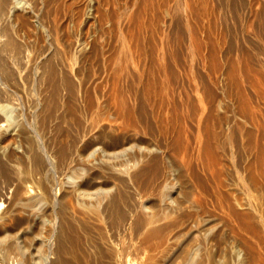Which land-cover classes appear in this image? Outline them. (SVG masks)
<instances>
[{
  "label": "bare ground",
  "instance_id": "1",
  "mask_svg": "<svg viewBox=\"0 0 264 264\" xmlns=\"http://www.w3.org/2000/svg\"><path fill=\"white\" fill-rule=\"evenodd\" d=\"M39 1L43 10L46 2ZM39 1L0 0V264H120L126 253L117 249L121 234L135 242L130 248L139 253L132 260L136 264H217L218 255L226 262L231 253L223 246L224 257L220 249L229 235L237 245L231 246L236 248L231 258L264 264V57L255 61L247 33L264 40V0H227L247 30L243 72L252 93L238 87L237 95L232 88L233 96L214 98L212 86L201 84L205 101L181 92L168 97V90L150 97L157 80L141 77L152 73L153 64L178 80L166 63V54L177 56L171 45L167 49L158 40L157 63L147 59L154 52L150 44L146 50L148 39L146 49L137 47L136 34L132 49H106L116 36L105 42L106 50L95 46V35L71 41L68 33H58L62 18L57 25L55 9L53 15L46 9L49 24L42 23L35 12ZM196 1L181 0L175 13L199 16ZM78 2L76 17L84 23L102 5L101 0ZM137 16H127L135 21L133 29ZM19 31L28 37L35 33L36 45L30 46L34 35L24 44ZM214 55L209 52L208 61L217 59ZM235 68L231 64L222 73L236 85ZM155 105L163 113L156 109L160 116L154 125Z\"/></svg>",
  "mask_w": 264,
  "mask_h": 264
},
{
  "label": "rangeland",
  "instance_id": "2",
  "mask_svg": "<svg viewBox=\"0 0 264 264\" xmlns=\"http://www.w3.org/2000/svg\"><path fill=\"white\" fill-rule=\"evenodd\" d=\"M39 1V0H38ZM43 1V3H45L44 4V9L42 10V9H40V10H42V11H40L39 10V8H40V1L39 2H37V5H36V8H35V12H37L38 13V15H39V17H40V20H41V17H42V21H40V22H42L43 24H44V22H46V17L44 18L43 17V15H44V13L46 14V9L48 8V9H50L51 10V15H53L55 12L54 11H56V13L54 14V15H58V17H55L54 15H53V17H54V20H55V22H56V24L58 25L59 23L57 22V21H60L59 19H63V21H62V19H61V23L58 25V33L60 32L61 34H62V32H64L63 34L64 35H66V33H68L67 35H66V37L68 38V35H69V38L68 39H70L71 41H73V40H77L76 38H81V37H84V35H85V37L87 36V35H89V36H87V38H89V37H91L92 35L94 36V41H93V43L95 44V46H97L96 44H100L101 45V47H103V49H105L112 41H110V40H113L114 38H115V36H116V39H114L113 40V42L112 43H114V45L113 44H110L106 49H108V50H113V47L115 48L116 47V49H117V47L118 46H120V48H127V49H130L131 47L133 48V47H135V45H136V43H137V38L136 37H138V44H137V47L138 46H143V48L144 49H146L145 48V46H146V44H147V49L146 50H149L150 49V45H151V49H152V51H156L155 49V47H158L157 48V50H159V49H161L160 48V45L158 44L159 43V41L158 40H162V43L160 42V44H161V46H163V47H165V48H169V46L171 47V49H175L174 51L176 52V50H178L177 51V56L175 57L174 56V59H173V56H170L171 54H169V56H167L168 54H166V60H167V62L165 61V59H164V61L170 66V65H172L173 67L172 68H174V70L176 69V74H177V76H178V80H176L175 82L173 81H171V79H170V77L168 76H166V75H163V71H160L161 70V68L158 66V64L156 65V63L155 64H153V65H155L154 67L155 68H157V66H158V68H160L159 69V71H158V68H157V70L155 69V68H152L151 66H149V68L151 67L152 68V73H149L148 71L150 70L149 68V70L147 71V70H145V71H147L146 72V74H145V71L143 72V74H145L144 75V77H141V80H142V82H144V78L145 79H147L149 82H151V83H153L154 82V80L156 81H158V80H160V81H162V82H160V81H156V82H154V83H156V84H151L154 88H152L151 87V91H149V95H150V97H154L155 98V96H156V99H157V97L159 98V97H161V96H163V93L165 94L166 92L165 91H167L168 90V92L165 94V95H168V97L170 96L171 97V95H175L174 97L176 98L177 96H180L181 95V93L183 94V95H181V97H185V95H188V96H191V97H199L200 95H202L200 98H203V100H204V98L205 97H203V95L204 96H207V92H205L206 90H204L203 89V86L201 85V84H203V85H207L208 87H209V85L210 86H212L211 87V90H212V92H213V95L215 96L214 98H217V96L219 97H221V98H225L226 96H233L232 94L233 93H236V95H237V92H238V94L239 93H243V91H244V93L246 92V91H248L247 93H249L251 90L249 89L250 87H248L247 85L248 84H246L247 83V81L245 80V78H244V72H243V51H245L246 50V38H247V33L250 35V39H251V41L253 42V44H254V49L255 50H252L253 52H254V56H255V61L256 60H259V59H261L262 57H264V51H262L261 50V47L262 46H260V45H262V43H260V42H262V41H264V40H259L258 41V38H260L259 36H258V34H256V33H254L253 34V32H247V30L245 29V26H244V23H243V18L241 17L242 15H241V13L239 12L238 13V15L236 16V15H233L232 13H231V11H229L230 9H229V2L227 1V0H197L196 2L198 3L197 4V7H198V9H200L199 11L201 12H198L199 13V16L197 15V17H196V15L195 16H193V18L191 17V18H188V17H186L185 18V16H184V18L183 17H181L182 15H179V13H175V11L176 10H179L180 11V6L178 5V4H182V3H180L181 2V0L180 1H178V0H127V2L125 1V0H101V2H102V5H100V10H97V12H96V16L94 17V18H92V19H90L88 22H86V23H84V21L82 22V20H80V18L79 19H77L78 17H76V12H77V7L75 6L77 3H79L78 1L79 0H77V1H75L74 0V2H73V0H42ZM45 1V2H44ZM55 1V2H54ZM62 1V2H61ZM81 1V0H80ZM110 1V2H109ZM179 3H178V2ZM50 2H52V3H50ZM61 2V3H60ZM66 2H68L67 4H69V2H70V4H72V5H66ZM75 2H77L76 4H75ZM182 2H183V0H182ZM217 2V3H216ZM60 3V4H59ZM218 3H220V4H218ZM61 6H59V5ZM62 4V5H61ZM75 4V5H74ZM105 4V5H104ZM218 4V5H217ZM226 4V5H225ZM50 5V6H49ZM57 5H58V7H57ZM107 5V6H106ZM39 6V7H38ZM48 6V7H47ZM52 6V7H51ZM65 6V7H64ZM67 6L69 7V9H67ZM113 6V7H112ZM178 7V8H175V7ZM228 6V7H227ZM70 7H72L71 9H70ZM171 7V8H170ZM57 8V9H56ZM60 8V9H59ZM104 8V9H103ZM166 8H168L167 10V12L165 11L166 10ZM202 8L204 9L205 8V10H202ZM218 8V9H217ZM55 9V10H54ZM74 9V10H73ZM75 9H76V11H75ZM108 9V10H107ZM174 9H175V11H174ZM38 10V11H37ZM54 10V11H53ZM58 10V11H57ZM65 10H67V12L65 11ZM73 10V11H72ZM103 10H105V11H103ZM108 12H107V11ZM44 11V12H43ZM59 11H61L59 14H58V12ZM75 11V12H74ZM169 11H170V13H169ZM203 11V12H202ZM228 11V12H227ZM43 12V13H42ZM66 12V13H65ZM71 12V13H70ZM99 12H100V15H99ZM174 12V13H173ZM62 13V14H61ZM64 13V14H63ZM98 13V14H97ZM102 13V14H101ZM132 13V15H130ZM129 14V15H128ZM139 15V18H138V16L137 15ZM50 15V16H51ZM61 17H60V16ZM123 15V16H122ZM137 16V18H138V20L135 18V20H137L136 22H138V24L136 23V25H135V27H138L137 25H139L140 23L139 22H141V24L140 25H142V27L139 25V27L138 28H136V32H141V33H136L135 32V27H134V29H133V26H134V24H135V21L133 20H131V19H128L127 18V16L130 18H133V17H136ZM179 15V16H178ZM231 15V17H229ZM64 16V17H63ZM102 16V17H101ZM124 16H126L125 17V19H124ZM38 17V18H39ZM122 17H123V20H122ZM143 17V19H141ZM195 17V18H194ZM234 19H233V18ZM116 18H118V22H116ZM231 18V19H230ZM58 19V20H57ZM110 21V22H112L111 24H112V26H111V24H110V22L108 21V20ZM178 19V20H177ZM233 19V20H232ZM93 20V21H92ZM104 20H106V21H104ZM113 20H114V22L116 23H114L113 22ZM129 20H130V23H129ZM140 20H143V21H140ZM163 20V21H162ZM172 20V21H171ZM81 21V22H80ZM120 21H123V22H120ZM131 21H132V23H131ZM146 21V22H145ZM162 21V22H161ZM234 21V22H233ZM48 22V24H49V21H47ZM47 22L45 23L46 25H47ZM124 22H126L125 24H128V25H125L124 24V26H123V23ZM160 22H161V24L163 23L164 25H162V27H161V29H163V27H164V31L163 30H160V32L161 33H163V35L159 32V26H161V24H160ZM233 22V23H232ZM236 22H238V23H236ZM108 23L110 24V25H108ZM113 23H114V25H113ZM120 23V26L118 25V24ZM122 23V24H121ZM145 24H148V26L147 25H145ZM234 24V27L232 26ZM61 25V26H60ZM100 25V26H99ZM116 25V27L115 28H113L114 26ZM145 25V27H143ZM241 25V26H240ZM103 26V27H102ZM125 27V26H127L126 28H124L123 29V32L125 33V32H127V34L129 35V36H132V39H127V37H129L128 35H123V33H122V28L121 27ZM132 26V27H131ZM165 26H166V28H165ZM62 27H63V29H62ZM101 27V28H100ZM110 27H112L111 28V31H110ZM118 27V28H117ZM173 27H175V28H173ZM59 28L61 29V30H63V31H59ZM121 28V29H120ZM132 28V29H131ZM140 28V29H139ZM236 28V29H235ZM243 28V29H242ZM99 29H100V31H99ZM107 29V30H106ZM112 29H114V30H119V32H117V31H115V34H112V33H114V31H112ZM126 29V31H124ZM129 29H131V31L130 32H128V30ZM140 30V31H137V30ZM106 30V31H105ZM134 30V31H133ZM107 31H109V32H107ZM178 31V32H177ZM19 32H22V31H19ZM132 32L134 33V34H132ZM247 32V33H246ZM32 33V32H31ZM34 33V32H33ZM59 33V34H60ZM93 33V34H92ZM105 33V34H104ZM107 33V34H106ZM108 33H111V34H109L108 35ZM117 33V34H116ZM122 33V34H121ZM177 33H178V35H177ZM245 33V34H244ZM252 33V34H251ZM17 34H18V36H19V34H20V36H21V33H18L17 32ZM28 34V33H27ZM131 34V35H130ZM136 34V35H135ZM138 34V35H137ZM143 34H145V35H143ZM147 34V35H146ZM162 36H161V35ZM24 35V37H23V39L21 38L22 36ZM29 35V37H30V35L31 34H28ZM34 35V36H33ZM110 35H111V37H110ZM113 35H114V37H113ZM122 37H121V36ZM136 37H135V36ZM175 35V36H174ZM254 35V36H253ZM19 36V38L20 39H22L21 41L22 42H24V44L25 43H28V41H30L31 39H34V40H31L30 42H31V44H30V42H29V44H30V46H33V45H36V43L38 42V39H36L37 37H35L36 35H35V33L34 34H32L31 36H33V38L32 37H28V36H26L25 34H23V32H22V36L20 37ZM92 36V37H93ZM103 36V37H102ZM117 36H118V38H117ZM125 36V37H124ZM127 36V37H126ZM145 36V37H144ZM161 36V38H159ZM163 36L165 37V38H163ZM172 36V37H171ZM178 38H177V37ZM191 36H193V37H191ZM195 36L197 37V40L199 39V41H201V43L199 42V41H197V40H195L194 38H195ZM257 36V37H256ZM25 37H27V39L25 38ZM98 37V40L100 41V42H102V44L97 40V41H95L96 40V38ZM107 37H109V38H111V39H104V38H107ZM113 37V38H112ZM121 37V38H120ZM143 38V40H142V38ZM177 39H176V38ZM254 37H256V39L254 40ZM24 38H25V40L26 41H23L24 40ZM30 40H29V39ZM123 38V39H122ZM134 38H136V40L134 39ZM191 38H193V39H191ZM104 39V40H103ZM117 39H119V40H117ZM124 39H126V41L124 40ZM134 39V40H133ZM147 40L146 41V44H145V40ZM163 39H165L167 42H169V44H167V43H165L166 45H168V46H166L165 44H164V41L165 40H163ZM176 39V40H175ZM244 39V40H243ZM28 40V41H27ZM36 40V41H35ZM106 40V41H105ZM125 41V43L124 44H121V43H123L124 41ZM127 40H129V41H127ZM131 40H133V43L132 42H130ZM139 40H142L143 41V43L141 44V42L142 41H140L139 42ZM193 40V41H192ZM165 41V42H166ZM95 42H98V43H95ZM108 42L109 44H106V43ZM116 42V43H115ZM130 42V45H131V43L133 44V46L131 45H129L128 47H127V44ZM134 42H136L135 44H134ZM149 42V43H148ZM195 42V43H194ZM260 44H259V43ZM105 43V44H104ZM140 43V44H139ZM258 43V44H257ZM104 44V45H103ZM126 44V45H125ZM145 44V45H144ZM148 44H150L149 45V47H148ZM156 44H158V45H156ZM26 45H28V44H26ZM99 45V46H100ZM113 45V46H112ZM116 45V46H115ZM121 45H125V46H121ZM198 45H200V46H198ZM257 47H256V46ZM29 46V45H28ZM202 46V47H201ZM110 47H111V49H110ZM130 47V48H129ZM154 48V50H153V48ZM198 47H200V48H198ZM260 48V51H262V54L261 53H259L260 51H259V48ZM119 48V47H118ZM119 48V49H120ZM131 48V49H132ZM138 48H140V47H138ZM202 48V50H198V49H201ZM105 49V50H106ZM257 49H258V51H257ZM151 51V52H152ZM153 52V53H154ZM179 52V53H178ZM209 52H213L215 55H216V58L219 60H217V59H215V57H214V59L218 62H216V64H214L215 63V61H214V59H212V61H214V62H212L211 61V59H210V57H209V61H208V57H206V56H209ZM256 52V53H255ZM153 53L150 55V56H152V57H150V56H148V58L147 59H152V58H154V59H152V60H156L155 62H157V63H159L158 61H157V59H158V57H155V54L157 53V52H155L154 53V57H153ZM202 53V54H201ZM259 54V55H258ZM200 55H202V57L204 56V58H202ZM214 55V56H215ZM257 56V57H256ZM170 57H172V58H170ZM178 57V58H177ZM175 59H177L176 61H174ZM159 60V59H158ZM173 61V62H172ZM238 61V62H237ZM149 62H150V60H149ZM209 62H211V64H213V65H211ZM219 62H220V65L222 66H220L219 65ZM222 62V63H221ZM152 61H151V65H152ZM236 63H238V64H236ZM176 64V65H175ZM217 64L219 65V67L217 66ZM227 64V65H226ZM231 64H233L234 65V67H236L235 68V73L237 74H235V76H237V77H235L236 79H235V82L238 84H232V82H234V80L233 81H230L228 78L229 77H227V76H225V75H223V73H222V71H223V69L222 68H224L225 69V67L226 66H228L229 67V65H231ZM152 65V66H153ZM192 65V66H191ZM212 66L214 67V69L212 68ZM219 68V70L217 69V67ZM176 67V68H175ZM221 67V68H220ZM194 70H192V69ZM218 71H217V70ZM216 70V71H215ZM221 71V72H220ZM151 72V71H150ZM158 74H157V73ZM163 72V73H162ZM153 73H155V75L153 74ZM162 73V74H161ZM142 74V75H143ZM148 74V75H147ZM152 74V75H151ZM221 75V76H220ZM239 75V76H238ZM149 76H151V77H149ZM154 76V77H153ZM164 76V77H163ZM166 76V77H165ZM225 76V77H224ZM100 77V76H99ZM99 77H98V81L100 80L99 79ZM148 77H149V79H148ZM180 77V78H179ZM152 80H151V79ZM224 78L226 79V80H224ZM243 78V79H242ZM169 81H168V80ZM96 79L94 80L95 82L97 81ZM151 80V81H150ZM192 80V81H191ZM204 80V81H203ZM206 80V81H205ZM220 80V81H219ZM237 80H239V81H237ZM97 81V82H98ZM168 81V82H167ZM200 81V82H199ZM225 81V82H224ZM227 81H230L231 83H229V84H232V85H235V86H232L231 85V87H230V85L227 83ZM245 81V82H244ZM167 82V87H169V89H166L165 87H166V83ZM173 83V85H172V83ZM215 82V83H214ZM169 83V84H168ZM179 83H181V84H179ZM208 83V84H207ZM224 83H226V84H228L229 85V87H228V85H225ZM164 84V85H163ZM174 84H175V86H174ZM163 85V86H162ZM171 85V86H170ZM195 85V86H194ZM226 87H224V86ZM237 86V87H236ZM252 86H254V85H252ZM163 87L165 88V89H163ZM238 87L239 88H241L242 89V91L240 92V89L239 90H237L238 89ZM157 88V89H156ZM158 88H159V90H158ZM172 88H173V90H172ZM194 88V89H193ZM227 88H228V90H227ZM232 88H236V91H234L233 92V89ZM100 89V88H99ZM126 89V88H125ZM171 89V90H170ZM183 91H182V90ZM187 91H186V90ZM198 89V90H197ZM229 89H232V90H229ZM248 89V90H247ZM170 90V91H169ZM226 90V91H225ZM235 90V89H234ZM246 90V91H245ZM161 91V92H160ZM218 91V92H217ZM224 91V92H223ZM228 91V92H227ZM233 93H232V92ZM124 92V91H123ZM127 92V91H126ZM159 92V93H158ZM170 92V93H169ZM181 92V93H180ZM185 92V93H184ZM192 92V93H191ZM201 92V93H200ZM229 92H230V94H229ZM178 93V94H177ZM191 93V94H190ZM218 93V94H217ZM232 93V94H231ZM252 92H250V94H251ZM153 94V95H152ZM171 94V95H170ZM190 94V95H189ZM216 94V95H215ZM195 95V96H194ZM223 95V96H222ZM235 95V94H234ZM226 99V98H225ZM205 101V100H204ZM227 105L228 106H226V109H227V107H230V108H228V109H231V106H230V104L229 103H227ZM156 106V108H154ZM153 108L156 110H159V108H158V106L157 105H155ZM179 107H180V109H179ZM181 110V105H177V110ZM227 109V110H228ZM154 110V111H155ZM155 111V112H152L153 113V117H152V124H154L155 125V118H157V117H159L160 116V114L158 113V111ZM161 110V109H160ZM159 110V111H160ZM177 111V113H179L180 111ZM153 111V110H152ZM163 110H161L160 112L161 113H163L162 112ZM229 112V111H228ZM227 112V114H229ZM154 113H156V114H154ZM158 113V114H157ZM180 114V113H179ZM156 115H158V116H156ZM154 122V123H153ZM160 127V126H159ZM133 135V137H138L140 134H138V133H134V134H132ZM99 138L100 137H97V138H94L97 142H99ZM102 139L100 138V141H101ZM127 235L128 234H126L125 236L123 235V234H121V236L119 235V237H118V242H117V240L115 241V242H117L116 244H117V249L118 250H120V251H122L123 249H125L126 250V253L124 254V257L123 256H121V260H120V264H124L123 263V261H125V263L126 264H136L134 261H132V260H136L137 259V257L139 256V253H137V251L135 250V242L133 241V239H131L132 241H131V244H130V240H128L129 241V243H128V241H126L125 239H130V237H129V235H128V237H127ZM123 236H124V238H123ZM226 237H230V235L229 236H225V240L227 241V243H229V245L228 244H224V243H226L225 242V240H224V242H222V244H221V249H220V253L221 254H224V257H225V253H226V251L229 253H227V255L229 256L230 255V253H231V255L228 257V256H226V259H230L231 258V256H235V254H234V252H235V250H236V248H237V245L236 244H234L235 243V240H233L231 237L230 238H226ZM121 238V239H120ZM123 239V240H122ZM231 239H232V241H234V242H230L231 241ZM125 240V241H124ZM124 241V242H123ZM121 242L123 243V244H121ZM82 243V242H81ZM80 243V244H81ZM124 243H125V245H124ZM132 244H133V248L131 249L130 247H132ZM232 244V245H231ZM236 245V246H234V245ZM82 246H83V244H81ZM227 246V248H226V246ZM225 247V249H226V251L224 250V247ZM236 247V248H232V247ZM121 247V248H120ZM223 247V248H222ZM129 249V250H128ZM232 249V250H231ZM235 249V250H234ZM135 250V251H134ZM221 250H223L224 251V253H222V251ZM230 250H231V252H230ZM233 250H234V252H233ZM219 253V254H220ZM232 253H233V255H232ZM126 255V256H125ZM128 256H130L129 258H128ZM220 256L221 255H218V258L220 259V261L222 260V259H224V261H223V263L221 262V263H219L218 261L217 262H215V263H217V264H224V262H225V258H223L222 256H221V258H220ZM128 258V259H126V258ZM228 257V258H227ZM123 258H125V260L123 259ZM130 258H131V260H130ZM233 258V261H231V262H233V263H231V262H229V259L228 260H226V262L225 263H227V264H239L238 262H237V259L235 258V257H232ZM231 258V259H232ZM236 259V260H235ZM181 261V260H180ZM179 260L178 261H176V263L175 264H177V263H179L180 262ZM130 262H132V263H130ZM134 262V263H133ZM237 262V263H236ZM172 264H174V262L172 263Z\"/></svg>",
  "mask_w": 264,
  "mask_h": 264
}]
</instances>
